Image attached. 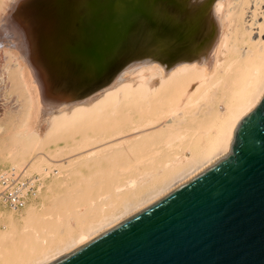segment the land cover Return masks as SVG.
Returning <instances> with one entry per match:
<instances>
[{"label": "bare ground", "instance_id": "6f19581e", "mask_svg": "<svg viewBox=\"0 0 264 264\" xmlns=\"http://www.w3.org/2000/svg\"><path fill=\"white\" fill-rule=\"evenodd\" d=\"M5 19L0 264H47L167 194L264 95V0H0Z\"/></svg>", "mask_w": 264, "mask_h": 264}, {"label": "water", "instance_id": "95a60500", "mask_svg": "<svg viewBox=\"0 0 264 264\" xmlns=\"http://www.w3.org/2000/svg\"><path fill=\"white\" fill-rule=\"evenodd\" d=\"M47 264H264V95L226 155Z\"/></svg>", "mask_w": 264, "mask_h": 264}, {"label": "rangeland", "instance_id": "374dc122", "mask_svg": "<svg viewBox=\"0 0 264 264\" xmlns=\"http://www.w3.org/2000/svg\"><path fill=\"white\" fill-rule=\"evenodd\" d=\"M26 0H17V2L18 3H24ZM28 1V0H27ZM6 18H8V17H6ZM10 18V20L12 19V21L13 20H15L14 18L15 17H9ZM4 22H6V23H4ZM2 23H4L3 25L4 26H1V29H2V32H0L1 34H0V42H1V40H2V42L1 43H3V44H1L0 43V47H1V45L4 47V46H8L9 44H11V45H14L15 43L13 42V41H15L16 43H19V40L18 39H15V37H16V35H13V36H15V37H13V36H11V34H14V32H15V29H13V28H11L9 25H10V22H8L7 23V19H5V20H3V22ZM24 23H22L20 26L21 27H24ZM6 34H7V36H6ZM9 35V36H8ZM4 36V37H3ZM3 37V38H2ZM13 40V41H12ZM17 40H18V42H17ZM5 43H4V42ZM10 42H12V43H10ZM14 43V44H13ZM5 44V45H4ZM2 48V47H1ZM1 48H0V50H1ZM49 97V101L51 102V103H54V102H56L60 97L58 96V95H50V96H48ZM0 98H2L1 96H0ZM3 112V110L2 109H0V113H2ZM1 167H4V165L0 162V168Z\"/></svg>", "mask_w": 264, "mask_h": 264}, {"label": "built area", "instance_id": "2783aa9c", "mask_svg": "<svg viewBox=\"0 0 264 264\" xmlns=\"http://www.w3.org/2000/svg\"><path fill=\"white\" fill-rule=\"evenodd\" d=\"M10 192H8V194H9ZM20 205H22V203L20 204Z\"/></svg>", "mask_w": 264, "mask_h": 264}]
</instances>
